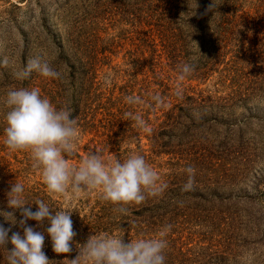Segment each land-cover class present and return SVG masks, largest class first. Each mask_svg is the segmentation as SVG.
<instances>
[{"label":"rangeland","instance_id":"obj_1","mask_svg":"<svg viewBox=\"0 0 264 264\" xmlns=\"http://www.w3.org/2000/svg\"><path fill=\"white\" fill-rule=\"evenodd\" d=\"M186 19L189 30L162 42V28ZM36 56L61 79H16ZM5 59L0 194L21 182L31 205L41 189L46 203L50 196L61 209L75 207L71 219L84 218L82 226L100 209L98 190L49 193L30 152L4 145L7 92L39 88L78 121L70 164L93 152L121 161L138 153L158 172L163 193L126 207L156 212L139 221L145 238L172 226L165 264H264V0H0ZM184 63L195 70L181 80ZM189 166L195 183L186 192Z\"/></svg>","mask_w":264,"mask_h":264},{"label":"clouds","instance_id":"obj_2","mask_svg":"<svg viewBox=\"0 0 264 264\" xmlns=\"http://www.w3.org/2000/svg\"><path fill=\"white\" fill-rule=\"evenodd\" d=\"M0 63L8 65V60ZM195 70L194 64L184 63L180 68V79ZM36 72L43 77L61 79V73L53 69L49 62L36 56L13 75L18 80H27ZM129 103H135L138 97H128ZM4 104L8 111L5 115L4 145L12 152L28 151L33 167L41 170L43 183L49 193L65 194L98 190L102 199L113 205H120L117 211L127 214V205L143 203L147 196L156 197L163 193L167 185L161 183L156 170L138 153L130 154L125 160H108L101 153H89L79 165L70 164L67 157L76 154L79 140V125L70 109H57L52 102L41 95L39 88L11 89L7 92ZM139 126L144 122L139 115L134 117ZM188 180L182 191H193L195 169H185ZM8 195V205L19 210L18 232L0 223V248L8 251L7 264H49L43 251L45 236L36 231L27 221L34 220L38 227L47 221L50 227L46 232L52 241V249L57 254L73 251V230L71 219L73 206H66L53 214L52 208L43 199L35 200L37 210L25 207L29 201L25 198V186L21 182L12 183ZM10 215L12 219L7 218ZM5 215L13 224L17 221L12 213ZM171 225L164 226L156 236L125 242L123 236L101 234L90 236L80 245L79 254L72 264H165L166 239ZM11 244L9 249L7 245Z\"/></svg>","mask_w":264,"mask_h":264},{"label":"trees","instance_id":"obj_3","mask_svg":"<svg viewBox=\"0 0 264 264\" xmlns=\"http://www.w3.org/2000/svg\"><path fill=\"white\" fill-rule=\"evenodd\" d=\"M189 21V19L182 20L177 27H174V30H167L165 28H162V42L165 40L170 45L175 42V38L177 37V35H180L179 33L183 32V28L185 30L190 29ZM176 56L178 57V54L172 52L168 55V58L172 57L174 60H176ZM183 95L184 102L186 103L192 100L193 98V95H190L189 93H184L183 91L179 97ZM42 193L43 191L41 189L34 190L33 194L36 197L35 200L41 199L40 197L42 196ZM28 200L30 202V199ZM47 201V204H49V206L52 208L53 214L55 213V211H59L61 209L58 201L51 198L50 196H47ZM100 203V209L98 210V212L92 214L95 217H91L92 215H89V217H87L86 226L81 225L82 219L84 218L72 220L73 230L77 233V235L73 238V251L67 254H57L53 251L51 238L46 232L47 227H50V224L47 221L44 222L42 227H38L37 222L34 220L27 221V224L33 226L36 231H41L44 233L45 241L43 251L50 260L49 264H72L71 260L79 254L80 245L86 243L91 235L98 236L100 233L110 234V232L118 230L119 233H122L121 236H123V239L126 243L140 238H145L148 229L143 227L144 225H141L139 221L145 220V218H152L156 214L155 211L147 208H143L140 210L131 209L127 211V214H121L117 211V208L120 207V205H113L112 203L106 202L103 199ZM29 206L32 211L37 210V205L35 204V202L31 205H29V203L25 205V207ZM113 212L114 217H112ZM7 213L13 214L15 220L17 221L15 224H13L10 220L5 219V215H7ZM7 218L12 219L10 215H7ZM21 218L22 217L20 215L19 210H14L9 207L8 195L5 193L0 194V223H3L6 228L11 227V232H9V236H11L12 232H18L23 237V229L19 226L18 223ZM89 227L92 229L91 231L90 229H88ZM11 247V244L7 245V248L10 249ZM7 255V249L0 248V264H7Z\"/></svg>","mask_w":264,"mask_h":264}]
</instances>
